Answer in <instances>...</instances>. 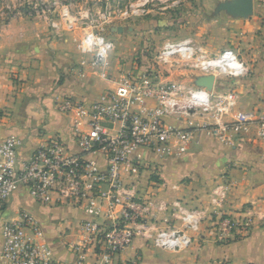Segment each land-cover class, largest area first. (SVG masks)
Returning a JSON list of instances; mask_svg holds the SVG:
<instances>
[{
  "label": "built area",
  "instance_id": "1",
  "mask_svg": "<svg viewBox=\"0 0 264 264\" xmlns=\"http://www.w3.org/2000/svg\"><path fill=\"white\" fill-rule=\"evenodd\" d=\"M156 1L166 2L0 0V28L15 18L39 17L56 34L81 29V72L88 67L102 79L117 83L114 90L92 101L57 99L58 111L71 121L77 152L56 136L41 143L27 160H21L22 139L11 136L0 143V262L63 264L44 241L45 233L36 216L27 210L14 218L6 216L9 199L21 190L40 204L80 209L93 217L79 224V240L70 246L74 255L70 264H113L137 238L156 249L184 251L194 244L206 222L209 237L217 245L230 244L252 232L257 217L252 209L224 212L229 186L220 185L211 192V216L180 201L158 202V212L170 213L172 224L157 229L154 222L144 219L152 210L151 203L138 199L135 188L123 180L124 168L134 166L132 159L140 150L158 158L181 159L198 132L232 147L256 128L258 140L264 142V114L240 111L233 90H215L220 75L235 79L249 76L250 69L231 48L209 56L193 39L167 41L151 67L119 78L110 74L108 60L117 45L108 37L109 29L147 17ZM179 66L196 75L214 76V89L162 79L168 69Z\"/></svg>",
  "mask_w": 264,
  "mask_h": 264
},
{
  "label": "crops",
  "instance_id": "2",
  "mask_svg": "<svg viewBox=\"0 0 264 264\" xmlns=\"http://www.w3.org/2000/svg\"><path fill=\"white\" fill-rule=\"evenodd\" d=\"M166 1L173 3L156 8L163 5L157 2L147 22L131 21L109 29L108 37L117 45L108 60L110 74L119 78L145 70L157 41L151 29L158 20L156 15L177 7L175 2L179 5L187 0ZM223 1L190 0L189 10L179 14L185 15L180 18L181 36L193 39L209 56H217L227 48L235 50L250 69L249 76L217 81L215 90H233L240 111L264 114V0H255V13L248 19L234 18L225 12L216 14ZM81 38V31L56 34L39 17L15 18L0 28V143L11 136L22 139L21 160H27L41 143L56 136L77 152L71 121L58 111L57 99L88 102L117 86L88 67L81 72ZM200 76L184 69H168L162 79L192 83ZM168 122L180 125L174 119ZM256 132L254 128L232 147L198 132L183 158H158L140 150L132 159L134 166L125 167L122 173L124 182L137 191L138 199L151 203L152 210L144 219L154 222L157 229L172 224L170 213L158 212V202L180 201L189 209L206 211L211 216V192L220 185L229 186L224 212L234 214L250 208L257 216L249 236L217 245L209 237L206 222L187 250L172 253L137 238L131 248L116 256L113 264H264V142L258 140ZM138 157L140 161H136ZM22 210L38 218L44 241L50 244L56 259L63 264L72 263L70 246L79 240V224L93 217L80 209L40 204L26 190L9 202L6 216L14 218Z\"/></svg>",
  "mask_w": 264,
  "mask_h": 264
},
{
  "label": "rangeland",
  "instance_id": "3",
  "mask_svg": "<svg viewBox=\"0 0 264 264\" xmlns=\"http://www.w3.org/2000/svg\"><path fill=\"white\" fill-rule=\"evenodd\" d=\"M202 1L204 2L206 0H201V2ZM157 2H159V1H156V3ZM171 3H173V2L172 1L163 2L162 6H158L156 8H162L163 6H166L168 4L170 5ZM189 3H190V0H187V1H185L184 4L179 3V5H177V7H173L170 10L168 9V11H166L163 15H160V14L156 15L158 17V20L155 22V26L152 27L151 29H154L153 34L156 36L157 41L154 42V45H153V48L151 51V55L148 58L149 62H148L147 68L149 66L151 67L153 60L155 58V55L157 54V52L159 50L158 48H161L164 43H166L167 41H181V40L187 39L186 36H181L182 34H181V21H180L181 19L180 18H182V19L185 18V15H184V17H182L179 14H181V13L185 14L189 10V8H190V6H188ZM197 14L202 15V13L201 14L197 13ZM147 17L140 19V20H134V21H136V23L147 22ZM194 18L195 17H193V19ZM140 24H142V23H140ZM80 31L83 32L81 29H79L78 32H80ZM146 34H145V36H146ZM144 40H145V37H144ZM147 68H145V69H147ZM182 68L183 67H181V66L178 67V69H181V70H182ZM220 80H231L232 81V80H236V79L235 78H229L226 75H220L218 78V82ZM12 200H13V198H10L9 202H11Z\"/></svg>",
  "mask_w": 264,
  "mask_h": 264
},
{
  "label": "water",
  "instance_id": "4",
  "mask_svg": "<svg viewBox=\"0 0 264 264\" xmlns=\"http://www.w3.org/2000/svg\"><path fill=\"white\" fill-rule=\"evenodd\" d=\"M255 0H225L218 4L216 14L225 12L234 18L248 19L255 13ZM214 76H200L195 78L194 84L199 88L212 91L215 87Z\"/></svg>",
  "mask_w": 264,
  "mask_h": 264
}]
</instances>
